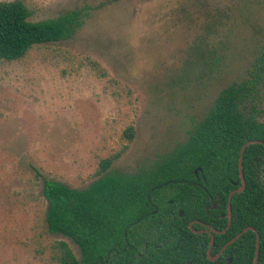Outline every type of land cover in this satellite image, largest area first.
<instances>
[{"label": "rangeland", "instance_id": "rangeland-1", "mask_svg": "<svg viewBox=\"0 0 264 264\" xmlns=\"http://www.w3.org/2000/svg\"><path fill=\"white\" fill-rule=\"evenodd\" d=\"M23 1L29 20L76 9L82 25L0 59V264H58L57 241L80 251L48 230L43 180L83 189L186 142L219 92L264 57V0ZM253 101L264 122V72Z\"/></svg>", "mask_w": 264, "mask_h": 264}, {"label": "trees", "instance_id": "trees-1", "mask_svg": "<svg viewBox=\"0 0 264 264\" xmlns=\"http://www.w3.org/2000/svg\"><path fill=\"white\" fill-rule=\"evenodd\" d=\"M30 15L23 0L0 1V59H18L34 45L68 39L82 25V12L76 9L38 21L29 20ZM248 72L249 78L223 88L204 119L194 124L188 140L152 167L134 174L105 173L83 189L43 180L48 230L68 238L80 251L77 257L68 242L57 241L53 249L58 264H105L110 249L122 252L118 264H185L176 239L172 247L168 243L154 245L172 234L171 223L157 219L180 218L177 208L184 210L183 218L188 216L186 180L194 177L195 169L202 170L212 190L222 180L239 179L240 149L245 142L264 141V122L257 119L253 101L264 72V57H259ZM134 131L131 125L125 130L129 140ZM260 148L255 143L244 151L247 185L235 196L239 217L264 218V191L251 170V156L256 152L263 155ZM124 149L102 159L101 172ZM170 210L174 214H169ZM138 248L141 255L127 254ZM150 250L164 252L154 256Z\"/></svg>", "mask_w": 264, "mask_h": 264}, {"label": "flooded vegetation", "instance_id": "flooded-vegetation-1", "mask_svg": "<svg viewBox=\"0 0 264 264\" xmlns=\"http://www.w3.org/2000/svg\"><path fill=\"white\" fill-rule=\"evenodd\" d=\"M260 141L262 142L250 143L259 144L263 154L256 152L257 154L251 156L253 168L251 170L255 173L256 182L264 191V141ZM193 173L194 177L186 180L188 216L183 218L184 210L183 215L180 216L181 208L174 206L180 218L157 219L161 223L170 222L172 234L160 239L154 245L163 247L168 243L172 247L176 239L181 246L179 249L183 251L185 264H264V218L238 216L239 209L235 196L237 189L242 185L240 177L230 179V182L222 180L210 190L202 170L195 169ZM155 210L152 212L155 213ZM168 213L174 214V211L170 210ZM145 251L148 250L145 248ZM163 252L150 250L154 256ZM127 254L141 255L139 248ZM106 256L105 264H118L117 259L122 257V252L120 249H110L106 251ZM169 264L173 263L169 262Z\"/></svg>", "mask_w": 264, "mask_h": 264}, {"label": "water", "instance_id": "water-1", "mask_svg": "<svg viewBox=\"0 0 264 264\" xmlns=\"http://www.w3.org/2000/svg\"><path fill=\"white\" fill-rule=\"evenodd\" d=\"M254 142H262L260 140H249L247 142H245L241 149H240V156H239V162H238V170H239V177H240V180L242 182V185L237 189L238 192H241L244 188H245V184H246V180H245V177H244V173H243V156H244V151L246 149V146L250 143H254ZM179 215L182 216L183 215V210L181 209L179 211ZM228 215L229 217L231 216V209L229 207V212H228Z\"/></svg>", "mask_w": 264, "mask_h": 264}]
</instances>
